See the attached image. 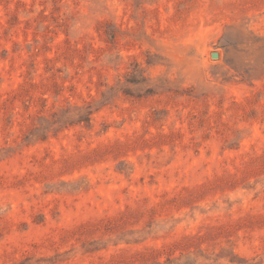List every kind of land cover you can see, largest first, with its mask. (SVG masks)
<instances>
[{"label": "rangeland", "instance_id": "rangeland-1", "mask_svg": "<svg viewBox=\"0 0 264 264\" xmlns=\"http://www.w3.org/2000/svg\"><path fill=\"white\" fill-rule=\"evenodd\" d=\"M0 264H264V0H0Z\"/></svg>", "mask_w": 264, "mask_h": 264}, {"label": "water", "instance_id": "water-1", "mask_svg": "<svg viewBox=\"0 0 264 264\" xmlns=\"http://www.w3.org/2000/svg\"><path fill=\"white\" fill-rule=\"evenodd\" d=\"M217 56H218V54H217L216 52H213V53H212V57H213V58H215V57H217Z\"/></svg>", "mask_w": 264, "mask_h": 264}]
</instances>
